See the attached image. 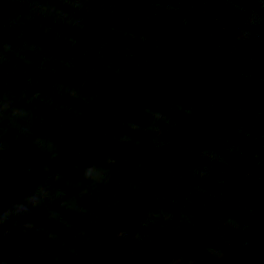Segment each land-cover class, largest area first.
Segmentation results:
<instances>
[{
    "label": "water",
    "instance_id": "water-1",
    "mask_svg": "<svg viewBox=\"0 0 264 264\" xmlns=\"http://www.w3.org/2000/svg\"><path fill=\"white\" fill-rule=\"evenodd\" d=\"M0 264H264V0H0Z\"/></svg>",
    "mask_w": 264,
    "mask_h": 264
}]
</instances>
